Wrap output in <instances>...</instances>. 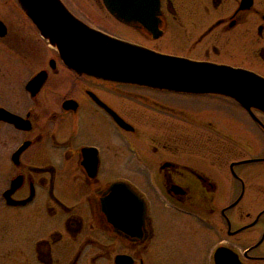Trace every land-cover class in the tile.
I'll use <instances>...</instances> for the list:
<instances>
[{
  "label": "flooded vegetation",
  "instance_id": "flooded-vegetation-1",
  "mask_svg": "<svg viewBox=\"0 0 264 264\" xmlns=\"http://www.w3.org/2000/svg\"><path fill=\"white\" fill-rule=\"evenodd\" d=\"M61 1L147 52L264 78V0ZM0 211L22 226L0 264H264V112L79 72L0 0Z\"/></svg>",
  "mask_w": 264,
  "mask_h": 264
},
{
  "label": "water",
  "instance_id": "water-1",
  "mask_svg": "<svg viewBox=\"0 0 264 264\" xmlns=\"http://www.w3.org/2000/svg\"><path fill=\"white\" fill-rule=\"evenodd\" d=\"M17 1L61 60L79 72L167 90L225 94L264 112V78L253 72L147 52L90 28L61 0ZM124 1L132 6L133 0ZM105 3L112 13H121L119 0Z\"/></svg>",
  "mask_w": 264,
  "mask_h": 264
},
{
  "label": "rangeland",
  "instance_id": "rangeland-1",
  "mask_svg": "<svg viewBox=\"0 0 264 264\" xmlns=\"http://www.w3.org/2000/svg\"><path fill=\"white\" fill-rule=\"evenodd\" d=\"M69 2H78V0H69ZM82 3V1H81ZM257 148V147H256ZM258 150H253L256 152ZM8 211H0V238H5L9 240L6 244V241L0 243V252L8 251L10 248H15L16 245L20 242L21 238V225L18 224L15 217L12 214H9ZM18 247V246H17ZM5 248V249H4ZM3 263V262H2ZM4 264H11L5 262Z\"/></svg>",
  "mask_w": 264,
  "mask_h": 264
},
{
  "label": "snow or ice",
  "instance_id": "snow-or-ice-1",
  "mask_svg": "<svg viewBox=\"0 0 264 264\" xmlns=\"http://www.w3.org/2000/svg\"><path fill=\"white\" fill-rule=\"evenodd\" d=\"M105 197L117 206H122L126 198H133L131 193H125V191L119 185H113L112 188L105 193ZM215 259L217 264H232L231 253L225 247L217 248L215 251Z\"/></svg>",
  "mask_w": 264,
  "mask_h": 264
}]
</instances>
